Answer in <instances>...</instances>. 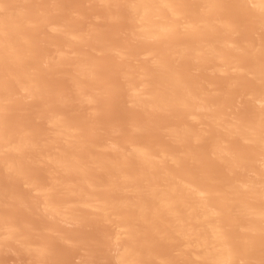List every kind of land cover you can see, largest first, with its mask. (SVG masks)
<instances>
[{
  "label": "bare ground",
  "instance_id": "bare-ground-1",
  "mask_svg": "<svg viewBox=\"0 0 264 264\" xmlns=\"http://www.w3.org/2000/svg\"><path fill=\"white\" fill-rule=\"evenodd\" d=\"M0 264H264V0H0Z\"/></svg>",
  "mask_w": 264,
  "mask_h": 264
}]
</instances>
